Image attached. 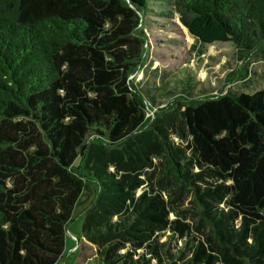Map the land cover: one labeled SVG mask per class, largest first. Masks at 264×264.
<instances>
[{"label":"trees","instance_id":"1","mask_svg":"<svg viewBox=\"0 0 264 264\" xmlns=\"http://www.w3.org/2000/svg\"><path fill=\"white\" fill-rule=\"evenodd\" d=\"M149 2L198 44L264 48V0H0V264H58L87 185L97 264H264V90L186 83L147 117Z\"/></svg>","mask_w":264,"mask_h":264},{"label":"rangeland","instance_id":"2","mask_svg":"<svg viewBox=\"0 0 264 264\" xmlns=\"http://www.w3.org/2000/svg\"><path fill=\"white\" fill-rule=\"evenodd\" d=\"M146 9L141 25L146 52L130 76V83L136 89L149 90L153 108L146 110L147 117L166 109L171 99L191 89L186 83L192 86L191 97L222 95L226 91L250 95L264 90V48L239 58L229 42L211 45L195 42L179 24L170 5L149 2ZM93 194V187L87 185L73 211V222L68 224L67 249L58 264H97L95 247L80 238L83 211L92 202ZM188 201L186 198L182 208L189 207ZM170 217L174 219L173 215ZM185 221L193 223L197 216L191 213Z\"/></svg>","mask_w":264,"mask_h":264}]
</instances>
